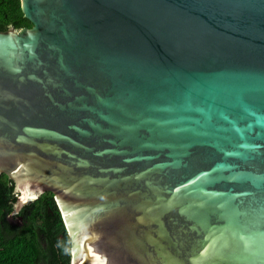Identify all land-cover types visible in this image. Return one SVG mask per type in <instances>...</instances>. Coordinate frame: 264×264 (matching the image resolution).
<instances>
[{
    "label": "water",
    "instance_id": "1",
    "mask_svg": "<svg viewBox=\"0 0 264 264\" xmlns=\"http://www.w3.org/2000/svg\"><path fill=\"white\" fill-rule=\"evenodd\" d=\"M20 4L0 173L53 194L69 264H264V0Z\"/></svg>",
    "mask_w": 264,
    "mask_h": 264
},
{
    "label": "trees",
    "instance_id": "2",
    "mask_svg": "<svg viewBox=\"0 0 264 264\" xmlns=\"http://www.w3.org/2000/svg\"><path fill=\"white\" fill-rule=\"evenodd\" d=\"M31 27L20 0H0V30ZM13 181L0 173V264H69L70 240L51 192L17 212Z\"/></svg>",
    "mask_w": 264,
    "mask_h": 264
},
{
    "label": "bare ground",
    "instance_id": "3",
    "mask_svg": "<svg viewBox=\"0 0 264 264\" xmlns=\"http://www.w3.org/2000/svg\"><path fill=\"white\" fill-rule=\"evenodd\" d=\"M19 189H20V191H21V199L23 200V201H27L28 199H32V198H34L35 196L34 195H32V194H29V193H27V192H24V191H22V189H21V186H19ZM73 253H74V260H75V257H76V250L73 248Z\"/></svg>",
    "mask_w": 264,
    "mask_h": 264
},
{
    "label": "rangeland",
    "instance_id": "4",
    "mask_svg": "<svg viewBox=\"0 0 264 264\" xmlns=\"http://www.w3.org/2000/svg\"><path fill=\"white\" fill-rule=\"evenodd\" d=\"M19 200H20V199L17 197L16 203H15V205H14V212H16V211H18V210L20 209V207L17 206V203L19 202Z\"/></svg>",
    "mask_w": 264,
    "mask_h": 264
},
{
    "label": "clouds",
    "instance_id": "5",
    "mask_svg": "<svg viewBox=\"0 0 264 264\" xmlns=\"http://www.w3.org/2000/svg\"><path fill=\"white\" fill-rule=\"evenodd\" d=\"M17 212V211H16Z\"/></svg>",
    "mask_w": 264,
    "mask_h": 264
}]
</instances>
